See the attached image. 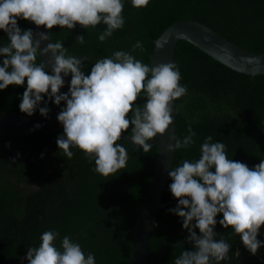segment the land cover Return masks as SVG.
Here are the masks:
<instances>
[{
	"label": "trees",
	"instance_id": "trees-1",
	"mask_svg": "<svg viewBox=\"0 0 264 264\" xmlns=\"http://www.w3.org/2000/svg\"><path fill=\"white\" fill-rule=\"evenodd\" d=\"M123 3L125 25L104 42L98 40L106 28L103 23L88 29L77 24L71 30L59 26L48 30L53 43L61 41L68 54L88 57L82 68L86 75L98 59L121 50L149 65L154 39L170 23L187 17L247 49L264 51V0H150L143 8L133 7L131 0ZM17 23L29 30L26 20ZM78 35H84L83 45L76 42ZM137 41L145 51H132ZM8 43L7 34L0 30V47ZM41 62L38 54L37 63ZM174 63L180 84L187 88V94L175 100V136L187 135L189 125L196 136L192 146L176 150L171 167L181 166L185 159H199L207 136L226 145L229 159L250 168L259 164L264 159V73L235 70L185 39L175 45ZM26 87L25 80L22 86L0 90V111L21 112ZM45 102L49 113L65 106L64 102L57 106L45 95L39 107H45ZM144 102L142 95L136 104ZM131 128L125 132L131 134ZM61 135L63 129L0 130V264H28L27 249L39 246L45 231L60 233L57 248L69 236L86 255L93 254L95 262L127 264L134 218L151 177L155 146L145 153L121 138L117 143L128 152L127 166L114 176L103 177L94 171V160L89 161L78 148H71L72 159L65 157L56 143ZM171 183L168 176L161 196L165 206L157 214L161 224H155L150 233L146 264H174L183 250H195L187 241L182 219L169 211L178 204L169 189ZM222 218V213L216 217L215 239H224L231 249L230 259L220 264H264V246L252 255L239 235L219 224ZM257 239L264 242V226Z\"/></svg>",
	"mask_w": 264,
	"mask_h": 264
},
{
	"label": "clouds",
	"instance_id": "clouds-1",
	"mask_svg": "<svg viewBox=\"0 0 264 264\" xmlns=\"http://www.w3.org/2000/svg\"><path fill=\"white\" fill-rule=\"evenodd\" d=\"M149 2L131 0L135 8L146 7ZM123 9V0H0V30L9 40L0 47V57H4L0 90L9 85L22 86L26 80L19 109L28 116L39 108L40 114L47 117L50 111L47 102L45 107H39L45 95L57 106L64 102L57 116L63 125V135L56 141L59 150L72 159L71 148H78L89 161L94 160V171L103 177L114 176L127 166L128 152L117 142L130 125L132 144L146 153L152 148L148 141L165 134L173 123V101L187 94V88L180 84L178 66L175 63L149 66L131 52L121 50L98 59L86 75L82 68L87 56L68 54L61 41L47 43L41 49V42L51 40L50 31L40 32L39 40H35L33 32L22 30L17 21H30L48 30L54 26L71 30L77 24L88 29L103 23L106 28L98 40L104 42L124 27ZM76 42L83 45L84 35H78ZM157 46L162 45L158 42ZM136 49L145 51L140 41L133 45L132 51ZM38 54L51 56L47 62L42 60L38 64ZM69 74V91L62 93L63 77ZM142 95L145 102L137 105ZM187 133L182 138L172 136L174 144H169L167 151L175 153L192 146L196 133L191 125ZM200 153L199 159H185L181 166L171 167L168 172L172 181L169 189L178 200L177 206L169 211L182 219V226L188 231L187 241L195 249L183 250L174 264H220L230 259L231 245L224 239H215L216 217L221 213L219 224L231 228L244 247L256 255L264 246L257 239L264 226V159L252 168L229 159L226 145L213 142L212 136L205 137ZM59 236L56 231L43 232L39 246L27 249L28 264H95L94 255H86L69 236H64L57 248L55 241Z\"/></svg>",
	"mask_w": 264,
	"mask_h": 264
},
{
	"label": "water",
	"instance_id": "water-1",
	"mask_svg": "<svg viewBox=\"0 0 264 264\" xmlns=\"http://www.w3.org/2000/svg\"><path fill=\"white\" fill-rule=\"evenodd\" d=\"M26 22L28 29L33 32L35 40H39L40 32L49 34L45 26L37 27L30 21ZM180 39L190 41L212 57L235 70L247 74L264 73V51L257 52L247 49L206 23L192 17L170 23L154 39L153 49L148 54L149 66H156L160 63H174L175 45ZM51 42H53L52 39L41 42V49ZM158 42L162 45L161 47L157 46ZM50 56L51 54H48L40 58L47 62ZM48 71L51 74L50 68ZM63 78L65 84L61 89L67 93L71 77L68 75ZM58 114L59 112H50L45 117L40 112H34L33 115L28 116L22 112L0 111V130H62L63 125L57 119ZM172 120L173 123L166 130L165 134H158L148 141L150 146H155L154 165L139 213L134 218L127 264H146L150 233L155 224H161L157 214L159 209L165 206V203L161 201V196L168 180V172L171 169L174 156V153L167 151V146L174 144L171 137L176 134L175 101H173ZM36 125H40L41 127L36 128ZM121 138L132 143L130 133L128 132L122 133ZM95 264L110 263L95 262Z\"/></svg>",
	"mask_w": 264,
	"mask_h": 264
}]
</instances>
